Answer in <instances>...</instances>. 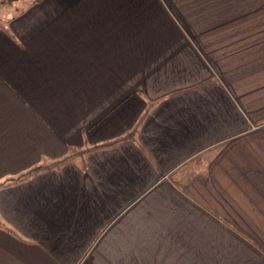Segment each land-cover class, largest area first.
<instances>
[{
  "label": "crops",
  "instance_id": "0c3cea01",
  "mask_svg": "<svg viewBox=\"0 0 264 264\" xmlns=\"http://www.w3.org/2000/svg\"><path fill=\"white\" fill-rule=\"evenodd\" d=\"M0 1V264H264V0Z\"/></svg>",
  "mask_w": 264,
  "mask_h": 264
},
{
  "label": "trees",
  "instance_id": "16d2710c",
  "mask_svg": "<svg viewBox=\"0 0 264 264\" xmlns=\"http://www.w3.org/2000/svg\"><path fill=\"white\" fill-rule=\"evenodd\" d=\"M40 168H42L41 165H38V166L32 167V168L26 170L24 173L20 174V175H19V178H21V177H26V176L30 175L32 172L39 170Z\"/></svg>",
  "mask_w": 264,
  "mask_h": 264
},
{
  "label": "rangeland",
  "instance_id": "374dc122",
  "mask_svg": "<svg viewBox=\"0 0 264 264\" xmlns=\"http://www.w3.org/2000/svg\"><path fill=\"white\" fill-rule=\"evenodd\" d=\"M1 9H2V2L0 1V22L2 21V19L5 20L11 13L15 12V11H1Z\"/></svg>",
  "mask_w": 264,
  "mask_h": 264
}]
</instances>
